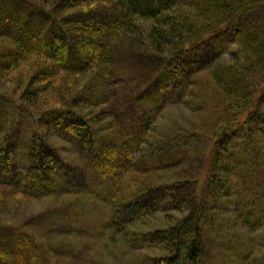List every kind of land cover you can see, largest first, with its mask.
Listing matches in <instances>:
<instances>
[{"label":"trees","instance_id":"16d2710c","mask_svg":"<svg viewBox=\"0 0 264 264\" xmlns=\"http://www.w3.org/2000/svg\"><path fill=\"white\" fill-rule=\"evenodd\" d=\"M254 16L260 23H252ZM261 16L264 0H0V76L31 63L35 73L46 74L43 82L64 72V94L72 91L75 76L76 85L87 79L77 96L96 95L93 105L78 99L77 109L39 108L43 86L30 91L31 85L22 97L28 103L22 105L0 95V188L5 190L0 196L85 194L111 209L110 222L95 228L104 232L88 233L87 238L108 240L121 234L133 249L139 242L141 248L162 252L148 256L144 264H214L207 226H217L215 210L231 213L252 230L264 229V109L257 100L264 94ZM44 20L46 32L39 37ZM143 21L153 22L149 31ZM20 26L21 32L13 29ZM54 40L66 47L65 53L53 51ZM206 44L218 52L235 46L233 62L213 56L174 72L177 60ZM171 91L183 101H195L197 120L192 128L150 141L147 133ZM81 102L95 110L81 112ZM141 104L147 109L138 120H127L138 130L136 136L127 135L122 131L125 108L139 109ZM12 116L30 121L27 134ZM98 120L111 122L96 129ZM56 129L73 135L72 142L85 154L89 172L76 181L65 173L70 161L48 140ZM166 209L189 214L164 229L138 230ZM18 235L31 245L30 256L20 257L0 241V264H40L32 252L39 246L34 235L0 228L1 237ZM245 245L236 242L232 247L241 251ZM250 248L236 257L264 264V254L255 255ZM6 252L12 260L4 259Z\"/></svg>","mask_w":264,"mask_h":264},{"label":"rangeland","instance_id":"374dc122","mask_svg":"<svg viewBox=\"0 0 264 264\" xmlns=\"http://www.w3.org/2000/svg\"><path fill=\"white\" fill-rule=\"evenodd\" d=\"M255 18V16L251 18L252 23H260L257 21V18ZM140 23L146 31H149L153 25L152 21H143ZM43 24H45V20L40 24L41 30L39 31L40 33L38 32L39 37H42L46 32L45 25L43 26ZM48 25L50 26V23ZM83 25L84 23H81L78 27L83 28ZM13 29L16 32H21L20 30L22 29L23 31L24 28L20 26L19 28ZM85 41L86 40L81 39L80 44H85ZM51 44L55 53L66 52V47L59 41L54 40ZM235 48V46H232L226 51L218 52L212 47V44L202 45L198 51L192 50L191 53L177 60L174 72L184 70L190 65L199 64L201 63L199 61L208 60V58H213V56L224 63H232V50ZM40 62L41 59L39 58L38 65ZM41 66L45 65L42 64ZM38 74H40V72L37 71L35 73V68H33L31 63L20 64L15 70L0 76V95L15 100L17 105H22V101L28 103V101H25L22 97L23 93L30 89L31 85L32 89L30 91L35 90V88L37 89L39 86H43L42 91H45L43 95H41L42 103L41 107H39L41 109L61 108L64 105L77 109L75 104H77L78 99L85 98L91 104L93 102L92 96H96L95 94L93 95L91 91L88 92V94H84L85 96L76 95L77 91L86 83L87 79H79L76 85L74 83L77 81V77L73 76L72 78L74 81H71L73 89L67 95L62 91V75L65 74L64 72L58 75L56 74L50 81L48 79L44 82L42 80H45L46 74L44 76ZM208 77V73L206 71L203 72L202 78L206 79L203 80V82L207 81L205 82V86L209 85ZM257 80L259 84H262V77L260 75ZM75 89L76 92L74 91ZM172 92L174 91H171L169 95V102L166 108L161 111L157 121L147 133L150 141L159 140L161 135L168 131L192 128V122L197 120L196 117L199 113H195L194 111L195 108H193V106H195V101L190 98H185L183 101L182 98L179 99L177 96L175 97ZM258 95L257 100H260V106L264 109V94L259 93ZM81 104L84 105L83 107H78L81 112L86 111L85 113H87L95 110V108L91 106L93 104H84L83 102H81ZM126 107L127 109L125 108L124 113L118 112L119 114L123 113L126 121V124L122 127V131L127 135L136 136L138 130L135 129V126L131 122L127 123V120L131 121L135 117H137L136 120H138L141 111L147 108L143 104L138 107L139 109L136 107L129 109L128 105ZM254 108H256V106ZM13 117L15 116H12V118ZM1 118L2 115H0V121ZM17 119L18 121H16ZM109 122L111 121L107 120L101 122L98 120L94 122V127L97 129L100 126V129H104L109 126V124H107ZM12 123L13 121L11 124ZM15 123L22 128L25 134H27V130L31 129L30 121L26 118L15 117ZM115 123H117L116 125L119 124L117 120ZM60 131L62 130H53L52 136L49 137L48 140L51 144L60 149L59 153L67 159L66 162L70 161V163L67 162L66 164L68 166L66 167L65 173L69 172L70 180L76 181L78 178H82L86 171L89 172L88 164L83 159V155L85 154L82 152V147L79 144L72 142L73 139L71 138L73 135ZM46 132L48 131L45 130V133ZM103 132H106V129L103 130ZM25 136L26 135H23L19 138V144L23 143L24 138H26ZM108 144L110 143H102L104 146ZM79 149L81 151L80 153L78 152ZM24 153H26V151H24ZM112 162V164L115 163L114 161ZM69 183L65 184L66 187L70 186ZM4 191V189L0 188V193H4ZM88 197L90 196L85 194L78 195L77 197L73 195H60L39 198H29L20 194H15V196L11 195L9 197H7V195L6 197L1 195L0 228H11L22 234L25 232V234L34 235L39 240V246L36 243L38 252L35 251V247L32 252L37 255L36 262L40 264H144L145 261H148L150 256L157 257L162 254L159 250L141 248L139 242L136 243V245L139 246H136L138 249H133L134 246H129L126 242V237L121 234L112 235L108 240L104 239L102 236H98L100 240L93 237L87 238L88 233L97 234L98 232L101 233V231L102 233L104 232V228H102L101 231L95 228L104 227V223L110 222L107 215L111 210L108 205H99L93 202V200H89ZM166 210L168 212H156L154 215L147 218L143 224L137 226L138 230L150 233L155 230L164 229L177 223L181 218L189 214L188 211L179 212L173 209ZM215 213H217L218 217L217 226L212 229L207 226L210 231L208 237H210L211 246L214 248L215 252L214 264H249L246 259L240 260L236 257L237 252L243 254L248 247H252L249 249L251 251L253 249L256 250L255 255L264 254V229L252 230L243 225L236 216L229 212L215 210ZM70 229H72L73 233ZM75 232L79 233L76 234ZM6 234H9V232ZM0 241H3L4 247L7 248V250L17 252L20 257L30 256L29 249H31V245L19 235L14 236V238L2 236ZM224 242L230 243L231 247L224 246ZM236 242L241 244L245 242L248 246L245 245L241 251H235L232 244L234 245ZM7 254L6 252L4 259L7 258V260H12V256ZM251 256L253 257L254 254L250 253L249 257Z\"/></svg>","mask_w":264,"mask_h":264}]
</instances>
